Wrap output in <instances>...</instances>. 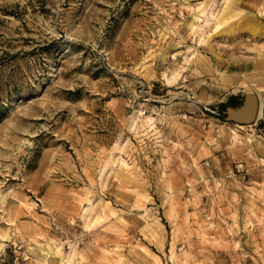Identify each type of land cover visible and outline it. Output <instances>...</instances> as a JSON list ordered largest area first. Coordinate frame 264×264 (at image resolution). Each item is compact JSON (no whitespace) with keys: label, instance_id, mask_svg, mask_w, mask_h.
Wrapping results in <instances>:
<instances>
[{"label":"rangeland","instance_id":"obj_1","mask_svg":"<svg viewBox=\"0 0 264 264\" xmlns=\"http://www.w3.org/2000/svg\"><path fill=\"white\" fill-rule=\"evenodd\" d=\"M0 264H264V0H0Z\"/></svg>","mask_w":264,"mask_h":264},{"label":"water","instance_id":"obj_2","mask_svg":"<svg viewBox=\"0 0 264 264\" xmlns=\"http://www.w3.org/2000/svg\"><path fill=\"white\" fill-rule=\"evenodd\" d=\"M259 107L258 96L255 93H246L243 95L242 103L238 107L232 108L236 109L235 115L231 116L229 113V118L240 124L253 123L258 116Z\"/></svg>","mask_w":264,"mask_h":264},{"label":"trees","instance_id":"obj_3","mask_svg":"<svg viewBox=\"0 0 264 264\" xmlns=\"http://www.w3.org/2000/svg\"><path fill=\"white\" fill-rule=\"evenodd\" d=\"M241 102L242 101H241L240 97L233 96L226 103H221L220 106H222L223 108H227V107H238L241 104Z\"/></svg>","mask_w":264,"mask_h":264},{"label":"bare ground","instance_id":"obj_4","mask_svg":"<svg viewBox=\"0 0 264 264\" xmlns=\"http://www.w3.org/2000/svg\"><path fill=\"white\" fill-rule=\"evenodd\" d=\"M229 111H230L229 113H230L231 116H234L235 113H236V109L229 108ZM259 111H260V108H259V110H258V114H259ZM229 113H228V114H229Z\"/></svg>","mask_w":264,"mask_h":264}]
</instances>
